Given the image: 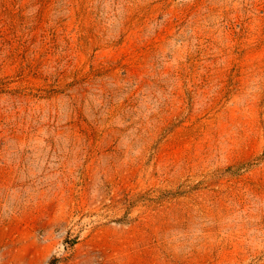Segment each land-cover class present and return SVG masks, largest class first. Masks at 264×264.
Here are the masks:
<instances>
[{
  "label": "rangeland",
  "instance_id": "obj_1",
  "mask_svg": "<svg viewBox=\"0 0 264 264\" xmlns=\"http://www.w3.org/2000/svg\"><path fill=\"white\" fill-rule=\"evenodd\" d=\"M0 264H264V0H0Z\"/></svg>",
  "mask_w": 264,
  "mask_h": 264
}]
</instances>
